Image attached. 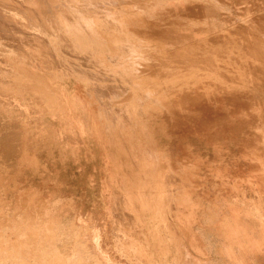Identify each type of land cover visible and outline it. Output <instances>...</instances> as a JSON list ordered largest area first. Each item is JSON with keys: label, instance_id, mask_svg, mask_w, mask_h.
<instances>
[{"label": "rangeland", "instance_id": "rangeland-1", "mask_svg": "<svg viewBox=\"0 0 264 264\" xmlns=\"http://www.w3.org/2000/svg\"><path fill=\"white\" fill-rule=\"evenodd\" d=\"M112 1L99 0L96 5L112 7ZM114 1L129 4L134 0ZM146 1L152 0H138L140 3ZM240 1L220 0L219 3L227 5L223 9L225 15L219 12L220 9H216L215 16L209 20L216 24L224 23L228 27V15L241 12L249 4L247 0L245 3H239ZM23 3L21 0H0V21L5 20L2 23L7 24L6 27L11 28V33L18 36L43 35L40 31L28 28V18L20 9ZM255 3L259 5L260 13L264 16V0H255ZM86 5L83 4L84 7ZM249 15L250 12L245 14L246 17ZM16 26L23 30L17 31ZM0 33L4 34L1 31ZM59 33L69 35L62 31ZM260 36L264 43V32ZM63 49L71 51L68 48ZM109 49H113L111 45ZM60 50L56 49L55 56L61 64H65L64 60L68 55ZM35 51L32 58L40 65H35L33 60L24 62L23 65L41 73L48 84L61 94V98L49 100L43 98L36 89L33 91L26 88V92L16 89L15 86L9 87L7 85H11V82H6L3 72L0 71L1 263L264 264V89H261L260 96L251 98L248 95L244 99V108L251 126L238 136L241 141L219 140L217 143L206 144L195 137L187 141L190 144L185 141L180 145V150H176L174 143L154 141V134L149 132V128L156 121L149 119L144 113L121 120L115 112H110L111 107H107L116 108L120 105V97H106V105L104 102L94 101L86 93L90 88L88 80L66 74L59 65L40 62L42 55ZM218 53L223 59L229 58L226 49L219 50ZM6 56L15 57V54ZM156 56L159 57L160 54ZM48 58L52 59V55ZM143 63L138 66L143 67ZM157 64L158 61H155L152 67L157 69L162 65ZM0 67L10 68L6 62H0ZM159 72L160 76L146 78L145 81L163 85L165 77L162 68ZM21 81L25 82L24 79ZM27 82L31 85L30 82L34 81L28 80L26 84ZM42 98L46 100L43 101ZM59 103L62 105L59 106ZM70 121L73 127L68 124ZM86 122L90 125L87 126ZM256 124L258 127H255ZM134 135H137L138 140ZM118 146L124 151L118 149ZM121 161L124 164L121 165ZM133 170L136 171L134 174ZM190 170L191 173L186 175L189 180L186 181L184 175L183 180L177 178L179 171ZM145 173L147 175L143 176ZM3 181L5 186L1 185ZM149 188L151 190L146 191ZM50 230L55 231L54 234ZM42 231L45 234L42 235ZM47 235L48 238L50 236L49 239L46 238Z\"/></svg>", "mask_w": 264, "mask_h": 264}, {"label": "bare ground", "instance_id": "bare-ground-1", "mask_svg": "<svg viewBox=\"0 0 264 264\" xmlns=\"http://www.w3.org/2000/svg\"><path fill=\"white\" fill-rule=\"evenodd\" d=\"M21 1H24V3L22 8L20 9L28 18L27 21V25H29L28 28L35 31H40L43 33V35L34 34L31 36H26V35L18 36L11 33L10 31L11 28L9 29L8 27H6L7 25L6 22H5L6 25L2 23V21L5 20L2 19V21H0V31L4 32V34L0 33V62H6L10 66V68L0 67V71L3 72L5 78L4 80L6 82L7 81L11 82V85H7V86L9 87L15 86L17 87L16 89L25 90L26 92H27L26 88L28 89L30 88L31 90L33 89V91H35L34 89H36L41 92L43 98L46 97L49 98V100H52L50 98L53 99L61 98V94H59V92L56 89L52 88L48 84L45 77L41 73L35 72L33 69H29L23 65L24 62L27 63L30 62V60L36 62L35 65L37 66L40 65L39 62H37L35 59L32 58V56L35 55L36 52L35 50H37L38 53L42 55V57L40 58V62L43 61L44 64L51 62V65L56 64L61 66L60 68H63L66 74H72L77 78H84L88 80L90 82L89 85L90 88L88 89V91H86V93L94 101H101L105 103L106 102L105 98L108 96L112 95L113 97L114 96L118 98L120 97L119 99L121 102L120 105L116 106V108L113 106H107V107H109V109L111 107L112 110H110V112H115V114H117V116L121 120H124L125 118H132L134 114L138 115L144 113L146 117H149V119L156 121L154 122V126L149 128L150 131L149 130L147 131L154 134L153 138L154 141L156 142L161 143L162 141V143L165 142V144H168L169 142L174 143L176 150H180L181 148L180 145H182L183 142L185 141L187 142L188 140L195 137L199 141H204L206 144H210L211 142L217 143L219 142V140L226 142L241 141V138L238 139V136L241 135L245 130H247V128L251 126L247 117L248 114L244 108L245 107L244 99L247 98L248 95L251 98L258 97L261 95V89L262 90L264 89V51H262L264 49V43L262 42L260 36V33L264 32V16L261 15L260 13L261 8L260 9L258 8L259 5H256L255 0H247L249 4L243 7V10L241 12L240 11L235 12L234 14H232L233 16L228 15L229 18L226 19V21L230 23L228 27L225 26L224 23L216 24L215 22L209 20L210 17L215 16L216 9L217 10L220 9L219 12L223 16L225 15L226 12H224L223 9L226 8L227 5L219 3L220 0H152V1H146L144 3H140L138 2V0H134L132 3L129 4H125L124 1H122V3L119 2L117 3L113 0L111 4L112 7H109L107 5L101 7L100 5L99 6L96 5V2H98L99 0H60V1L59 0H21ZM242 2L245 3V0L244 1L241 0L239 3ZM17 3L20 2L17 1ZM84 3L87 4L85 7L83 6ZM5 6L7 7V5ZM248 12H250V15L246 17L245 14ZM7 19H9V17H7ZM20 29L23 30L22 28L19 27L16 30L20 32ZM60 31L64 33L66 32L69 35L68 36L63 35L59 33ZM247 38L249 40H246ZM109 45L112 46L113 48L112 50L109 49ZM51 47H54V49H52ZM26 48L29 50H27ZM57 48H59V50L61 49L60 51L64 55L66 56L68 55V58L65 57L66 58L64 60L65 64L63 63L61 64L60 61L56 58L55 52ZM63 48L71 49V51H66V50L64 51ZM225 49L227 50L229 56L228 59L227 58L223 59V57L220 56L218 53L219 50H225ZM158 53L160 54L159 57L156 56ZM6 54H15V57H11V56L7 57ZM49 55H52V59L48 58ZM155 61H158L157 65L162 64L157 69L152 67V63L154 64ZM140 63H143V67L138 66ZM217 63H219V65H217ZM161 68L163 70V76L165 77V82L163 83V85L160 84L158 85L156 83H148L145 81L146 78L156 77L158 75L160 76L161 73L159 72V70ZM156 71L158 72L156 73ZM23 79L25 80V82L21 81ZM4 80L3 82L6 83ZM28 80L34 81L32 83L35 84H32L31 82H30L31 85H29L28 82L26 84V81ZM0 95L2 96V94ZM5 95L3 94V96ZM2 103L4 102H1V104ZM62 104L59 103V106ZM106 104L107 103H105V105ZM62 107L63 106H61L60 108L62 109ZM14 109L15 108H13V110ZM69 109L71 110L70 107ZM23 110L25 109L23 108ZM82 112L85 111L82 110ZM63 113L65 112L63 111ZM23 115L25 114H22V116ZM64 118H66L65 115ZM70 122H68V124L72 125V122L71 123ZM86 123L84 124H86L87 126L90 125V124L88 125L89 122ZM20 124L23 125L22 123ZM255 127H258L257 124ZM73 129H76V127H74ZM64 130L65 129H63L62 132H64ZM73 132H75L76 134V131ZM146 139L148 142V138L145 137V140ZM69 140L68 142L70 143V141H72V138L70 141ZM118 140L119 139H117V141ZM130 140L132 141V139ZM136 140H138V138ZM78 141H80V139ZM107 143H106V147H107ZM187 143L190 144L189 142ZM152 145L154 146V143ZM119 148L120 147L118 146V149ZM120 149L123 150V148ZM134 153L136 155V152ZM142 157H143V153H142ZM122 164L124 163L121 161V165ZM124 170H122L123 173H125ZM133 172L136 171L133 170L132 173ZM187 173H191V170L189 172L179 171L177 178L179 180H183V175L186 177ZM144 175L146 176L147 174L145 173L143 174V176ZM185 179L186 181L189 180L187 177ZM3 183L4 181L1 183V185H4ZM149 183L150 181L148 180L147 184ZM28 186L29 185H27V187ZM146 188H148V186ZM150 190L151 188H149V190L146 191H150ZM38 196H36V198H38ZM31 201H33V199ZM35 206H37V204ZM118 211L116 212L118 213ZM127 215L129 217L130 213ZM121 220L124 219L121 218ZM27 221L28 220H26V222ZM7 223H9V221ZM49 224H51V222ZM125 229L127 230V227ZM33 230L31 229V231ZM43 232L44 231H42V235L45 234ZM54 232L55 231H53V234ZM53 234H52V238H53ZM48 235L46 238H48ZM197 235L199 234L197 233ZM21 236L22 235H20V237ZM202 248L204 249V247ZM91 256L92 255H90V257ZM20 258H22L21 255Z\"/></svg>", "mask_w": 264, "mask_h": 264}]
</instances>
